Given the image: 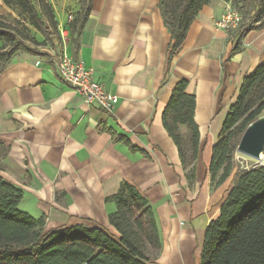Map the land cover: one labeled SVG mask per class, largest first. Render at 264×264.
Wrapping results in <instances>:
<instances>
[{
    "label": "crops",
    "instance_id": "crops-1",
    "mask_svg": "<svg viewBox=\"0 0 264 264\" xmlns=\"http://www.w3.org/2000/svg\"><path fill=\"white\" fill-rule=\"evenodd\" d=\"M160 0H92L74 49L66 53L115 95L112 114L86 105L62 82V46L14 54L0 72V178L19 188L18 209L45 218L44 231L85 225L116 232L105 198L127 182L155 215L160 249L152 264H200L204 233L219 215L236 168L215 186L208 166L243 79L264 62V29L242 40L228 59L229 32L216 27L229 3L211 0L189 26L168 62L170 34ZM58 31L75 17L78 0H47ZM186 81L199 131L195 178L187 179L162 125L171 91ZM107 130L125 138L114 141ZM217 179V178H216Z\"/></svg>",
    "mask_w": 264,
    "mask_h": 264
},
{
    "label": "trees",
    "instance_id": "trees-1",
    "mask_svg": "<svg viewBox=\"0 0 264 264\" xmlns=\"http://www.w3.org/2000/svg\"><path fill=\"white\" fill-rule=\"evenodd\" d=\"M211 0H160L159 10L170 34L168 62L181 48L186 32L200 10ZM24 15L51 49L61 46L58 23L47 0H1ZM81 7L66 25L75 49L92 0H78ZM241 20L230 30L229 58L241 52L242 40L252 30L264 29V0L231 1ZM0 39L8 47L0 54V72L17 52L39 55L17 28L0 21ZM44 47H47L45 45ZM50 58L47 54H40ZM186 81L176 83L162 114V125L176 146L187 179L195 178L199 131L194 121L195 96L186 93ZM264 62L243 79L230 107L208 166L214 185L221 184L234 168V184L223 200L219 215L205 229L200 264H264V160L239 170L236 148L245 128L264 115ZM114 141L122 136L107 130ZM217 178V179H216ZM23 192L0 178V264H152L160 249L155 215L148 199L133 185L122 182L105 198L115 210L106 230L75 225L44 231L45 218H33L18 209Z\"/></svg>",
    "mask_w": 264,
    "mask_h": 264
},
{
    "label": "built area",
    "instance_id": "built-area-1",
    "mask_svg": "<svg viewBox=\"0 0 264 264\" xmlns=\"http://www.w3.org/2000/svg\"><path fill=\"white\" fill-rule=\"evenodd\" d=\"M221 18L215 23L216 27L222 30H234L240 20L241 15L235 10L227 7ZM72 18L68 17V22ZM62 51L57 57V70L60 79L71 88L76 94L81 96L86 105H96L106 114H112L118 99L112 93L106 91L93 77V72L86 69L79 61H75L66 53V45L69 39L68 30H59Z\"/></svg>",
    "mask_w": 264,
    "mask_h": 264
},
{
    "label": "rangeland",
    "instance_id": "rangeland-1",
    "mask_svg": "<svg viewBox=\"0 0 264 264\" xmlns=\"http://www.w3.org/2000/svg\"><path fill=\"white\" fill-rule=\"evenodd\" d=\"M226 1V0H224ZM231 1H235L238 4H241L242 0H227L229 3L230 9L233 10L231 7ZM81 4L79 2L77 11L74 13L75 17L77 13L80 11ZM226 8L225 10H227ZM0 21L11 25L12 27L17 28L21 33H23L27 37V45L32 49L43 52L45 49V45L49 47V44H45L43 37L29 24L27 18L20 14L17 10L8 8L0 0ZM8 47V44L0 39V54ZM264 113V112H263ZM235 163L239 170H246L252 167L257 166L259 163L251 159L249 157L237 154L235 156ZM23 211V210H22Z\"/></svg>",
    "mask_w": 264,
    "mask_h": 264
},
{
    "label": "water",
    "instance_id": "water-1",
    "mask_svg": "<svg viewBox=\"0 0 264 264\" xmlns=\"http://www.w3.org/2000/svg\"><path fill=\"white\" fill-rule=\"evenodd\" d=\"M236 153L256 160H264V115L250 123L239 139Z\"/></svg>",
    "mask_w": 264,
    "mask_h": 264
}]
</instances>
